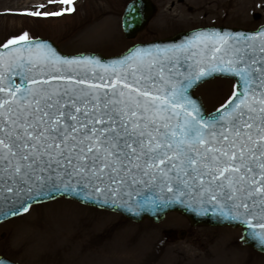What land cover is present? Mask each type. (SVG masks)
Here are the masks:
<instances>
[{
	"label": "snow or ice",
	"instance_id": "snow-or-ice-1",
	"mask_svg": "<svg viewBox=\"0 0 264 264\" xmlns=\"http://www.w3.org/2000/svg\"><path fill=\"white\" fill-rule=\"evenodd\" d=\"M258 38L197 33L111 66L61 58L26 32L9 39L0 45V208L17 215L57 192L114 202L158 189L171 194L165 204L196 200L249 227V216L264 221V30ZM214 72L239 83L206 118L186 93Z\"/></svg>",
	"mask_w": 264,
	"mask_h": 264
},
{
	"label": "rangeland",
	"instance_id": "rangeland-1",
	"mask_svg": "<svg viewBox=\"0 0 264 264\" xmlns=\"http://www.w3.org/2000/svg\"><path fill=\"white\" fill-rule=\"evenodd\" d=\"M129 1L74 0L64 5L59 0H0V45L26 32L29 39L52 40L68 54L115 56L136 43L198 27L254 30L264 25V0H152L155 17L135 39H127L121 20ZM69 7L74 10L66 11ZM30 11L41 15L20 14ZM61 11L60 16L43 15ZM234 85L218 77L199 85L195 94L215 111L228 101ZM241 237L240 228L192 227L177 213H168L158 224L148 219L136 223L57 198L0 223V255L19 264H264V254L244 246Z\"/></svg>",
	"mask_w": 264,
	"mask_h": 264
},
{
	"label": "water",
	"instance_id": "water-1",
	"mask_svg": "<svg viewBox=\"0 0 264 264\" xmlns=\"http://www.w3.org/2000/svg\"><path fill=\"white\" fill-rule=\"evenodd\" d=\"M156 12H157V8L152 0H131L126 5L122 15V30L125 38L135 39L140 33L145 31L149 23L155 17ZM262 30H264V25L260 26L255 30H247L242 28H232L225 26L200 27L188 31H181L171 37L135 44L124 53L116 56H105L100 53H92V52L68 54L63 52L60 49V47L52 40L37 38V39H29V41L32 43H44L50 46L61 58H68L75 60H93V61H98L101 65L111 66L113 64H117L119 61L128 57V55L132 53L134 50L139 49L141 51H155L156 49H160L161 51H163L164 49H172L178 45L185 44L189 40L194 39L197 33H219V34H228L233 37L255 36L257 37L256 43L258 44L259 33ZM23 43L25 42H22V44ZM20 46L21 45H17L14 47H20ZM0 51L7 52L8 50L0 48ZM95 70L97 72H100L101 74H104L102 68H97ZM91 71L92 69L89 68V74H91ZM80 75L82 77L83 72H81ZM218 77L231 79L235 82V84L239 83L238 78L232 76L231 74L214 72L211 75L202 78L199 81H195L191 85V87L188 88V91L186 93L189 96V98L199 108L200 113L206 118L211 117L213 114H216L217 110L213 112H208L202 98L195 94V90L202 83ZM17 82H19V78H17ZM219 109H222V107ZM145 196L151 198L150 201L147 203L144 202ZM169 197H171L170 193L167 192L161 193L158 189H154L152 191L143 189L140 190L139 195H137L134 192L131 199H129L125 195L123 196V199L114 198V202L112 199H109L107 202H105L104 198L102 197L99 199L95 197L92 199H84L82 197L74 196L72 194H64L57 192L52 197L45 196L34 200H28L27 203H30L31 206H33L36 204H41L51 200H55L57 198H67L77 201L84 205L121 214L124 217L136 223H141L145 219H148L158 224L164 220L165 216L168 213H178L186 217L192 227L240 228L242 231V237L240 239L241 243L246 247H250L256 250L257 252L264 254V242H261L259 238L256 237L254 234L256 232L264 231V229H260L258 227V225L260 223H264V221L260 220L259 218L253 219L251 216H249L247 217V219H251L253 224L252 227H249L247 224L242 222V219H229L227 216H222L220 214V211L217 208H214L211 204H201L196 200H185L184 202L169 200V202L165 204L164 200L169 199ZM151 201H156V203H152ZM9 207L10 205L6 204L3 208H0V223L25 213L21 211L20 214L13 215L8 211ZM16 207H20V205L17 204ZM224 211L227 212L228 210L224 209ZM0 264H19V263H16L0 255Z\"/></svg>",
	"mask_w": 264,
	"mask_h": 264
},
{
	"label": "bare ground",
	"instance_id": "bare-ground-1",
	"mask_svg": "<svg viewBox=\"0 0 264 264\" xmlns=\"http://www.w3.org/2000/svg\"><path fill=\"white\" fill-rule=\"evenodd\" d=\"M98 32H100V31H98ZM101 32H104V31H101ZM44 240H46L47 242H50V241H51V240H47V239H44ZM95 242H96V241L94 240V241L92 242V244H95ZM72 244H73V246H72L73 248H74V247H79V248H74V249H80V245H79V244H77V245H75V246H74V242H72ZM102 244H103V240H102ZM96 245H97V242H96ZM89 246H91V245L89 244ZM97 246H98V245H97Z\"/></svg>",
	"mask_w": 264,
	"mask_h": 264
}]
</instances>
